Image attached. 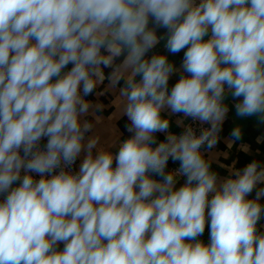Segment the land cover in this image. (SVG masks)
<instances>
[{
    "label": "clouds",
    "instance_id": "1",
    "mask_svg": "<svg viewBox=\"0 0 264 264\" xmlns=\"http://www.w3.org/2000/svg\"><path fill=\"white\" fill-rule=\"evenodd\" d=\"M157 28L168 52L186 49L170 93L178 70L146 58ZM103 68L124 82L132 135L93 155L84 97ZM226 92L237 116L264 122V0H0V264H264V187L247 198L264 166L218 183L202 152L218 143ZM165 110L209 127L173 134ZM169 159L179 167L166 172Z\"/></svg>",
    "mask_w": 264,
    "mask_h": 264
},
{
    "label": "crops",
    "instance_id": "2",
    "mask_svg": "<svg viewBox=\"0 0 264 264\" xmlns=\"http://www.w3.org/2000/svg\"><path fill=\"white\" fill-rule=\"evenodd\" d=\"M149 26H153L151 21ZM157 35L162 38L147 53L146 58L150 59L152 55H166L169 62L178 70L169 78L168 90L170 93L171 88L182 74L181 65L186 49L177 54H172L165 47L167 29L157 28ZM207 38L205 37V39ZM122 60L123 56L116 60V64H119ZM71 67L72 65H69L64 71L70 70ZM102 71L105 77L103 81L97 84L91 95L84 97L90 103L91 107L89 114L82 119H86L93 124L92 131L87 133L86 137L92 136L99 140L97 149L93 150V155L96 154L97 150L111 151L113 154L117 153L120 142L132 135L127 130L130 121L123 114V101L119 97V88L123 86L124 82L122 80L119 85L112 87L107 78L112 72V69L103 68ZM183 74L187 75L186 73ZM139 79L140 77H137V80ZM224 102L228 106L229 111L222 124L218 143L212 149L208 150L205 148L203 151L206 158L211 161V169L217 173L218 183L230 178L233 169L243 170L247 164L254 160L264 166V122H261L258 116H237L235 104L239 102V99H234L228 92H226ZM161 115L169 119L170 127L168 131L176 135L182 134L186 125L192 121L191 118L184 117L182 113L172 114L170 110L162 111ZM237 127L241 130V138L239 140H235L231 135L232 131ZM155 135L157 143H159L165 140L167 133H156ZM155 146L153 145V147ZM84 155L85 153L82 152L78 158L79 167L84 159ZM113 167H115V161L113 162ZM178 167L179 162H173L169 159L166 172L173 171ZM154 178L157 180L161 179L158 176ZM176 180V187L178 188L185 183L186 177L178 176ZM13 186L15 187L16 185ZM262 187H264V184H258L257 188L247 198L254 199L256 191ZM2 199L3 197H0V200ZM259 202L261 205H264V198H261ZM257 228L259 232L264 233V216L258 222ZM197 239L203 241L205 244L210 242V226L208 223H206L203 235ZM58 248L62 249L63 244L58 245Z\"/></svg>",
    "mask_w": 264,
    "mask_h": 264
},
{
    "label": "built area",
    "instance_id": "3",
    "mask_svg": "<svg viewBox=\"0 0 264 264\" xmlns=\"http://www.w3.org/2000/svg\"><path fill=\"white\" fill-rule=\"evenodd\" d=\"M197 3H199V0H197ZM192 127L194 129V131L196 132L197 135L200 134V131L203 129V128H207L209 127L208 124H201L199 121H194L192 120L190 123H188L186 125V127ZM47 143V138H44L41 140L40 142V146L41 148H43V146ZM205 149H202V152L204 151ZM70 170L75 173L79 170V166H78V159L76 160L75 164L71 166ZM58 171V170H57ZM32 175L34 176L35 179H39L40 177L38 175H36L35 173H32Z\"/></svg>",
    "mask_w": 264,
    "mask_h": 264
}]
</instances>
